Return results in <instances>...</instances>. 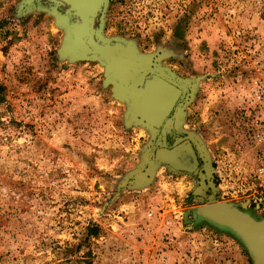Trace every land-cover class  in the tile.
<instances>
[{"label": "rangeland", "instance_id": "374dc122", "mask_svg": "<svg viewBox=\"0 0 264 264\" xmlns=\"http://www.w3.org/2000/svg\"><path fill=\"white\" fill-rule=\"evenodd\" d=\"M59 14L0 0V264H252L192 214L214 197L264 218V0H106L102 40L192 84L155 128L65 51Z\"/></svg>", "mask_w": 264, "mask_h": 264}, {"label": "water", "instance_id": "95a60500", "mask_svg": "<svg viewBox=\"0 0 264 264\" xmlns=\"http://www.w3.org/2000/svg\"><path fill=\"white\" fill-rule=\"evenodd\" d=\"M46 1L53 8L62 10V14H59L60 19L67 27L65 51L75 58L85 60L97 58L103 62L107 82L112 84L114 95L130 99L132 114L136 119L153 128L161 122H166V127L179 125V108L170 117L168 114L177 99L179 88L187 92L191 87L183 103L189 101L193 92L192 84L182 82L173 73L165 72L158 67L148 69L147 59L124 55L122 52L126 47L121 41L102 40L97 22L106 0ZM189 138L199 150L204 163L205 178L215 192L216 184L211 166L202 155L200 144L194 137ZM178 152L173 154L171 162L180 163L179 159L183 155ZM187 161L190 162L191 158L188 157ZM195 210L192 214L194 219L199 216L202 220L232 233L248 250L252 264H264V218L257 219L233 202L218 201L214 197L198 205Z\"/></svg>", "mask_w": 264, "mask_h": 264}, {"label": "built area", "instance_id": "2783aa9c", "mask_svg": "<svg viewBox=\"0 0 264 264\" xmlns=\"http://www.w3.org/2000/svg\"><path fill=\"white\" fill-rule=\"evenodd\" d=\"M258 138H261V134L256 135ZM259 179L264 183V163L258 168Z\"/></svg>", "mask_w": 264, "mask_h": 264}, {"label": "bare ground", "instance_id": "6f19581e", "mask_svg": "<svg viewBox=\"0 0 264 264\" xmlns=\"http://www.w3.org/2000/svg\"><path fill=\"white\" fill-rule=\"evenodd\" d=\"M157 95V94H156ZM157 97V96H156ZM155 98V97H154ZM195 210V209H194ZM194 210H193V212H194ZM196 211V210H195ZM244 211V210H243ZM248 213V212H247ZM248 214H250V213H248ZM251 215V214H250ZM195 220L196 221H204V220H202L199 216L198 217H196L195 218ZM206 222V221H205ZM212 225V224H211ZM213 226H215V225H213ZM215 227H217V226H215ZM218 228V227H217ZM220 229V228H219ZM221 230H223V229H221ZM225 231V230H224Z\"/></svg>", "mask_w": 264, "mask_h": 264}]
</instances>
